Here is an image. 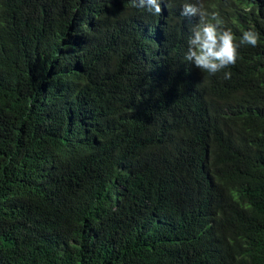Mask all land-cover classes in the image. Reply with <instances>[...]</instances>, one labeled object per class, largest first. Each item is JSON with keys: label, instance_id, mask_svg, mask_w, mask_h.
<instances>
[{"label": "trees", "instance_id": "16d2710c", "mask_svg": "<svg viewBox=\"0 0 264 264\" xmlns=\"http://www.w3.org/2000/svg\"><path fill=\"white\" fill-rule=\"evenodd\" d=\"M184 2L0 0V264H264V0Z\"/></svg>", "mask_w": 264, "mask_h": 264}, {"label": "clouds", "instance_id": "9594fccd", "mask_svg": "<svg viewBox=\"0 0 264 264\" xmlns=\"http://www.w3.org/2000/svg\"><path fill=\"white\" fill-rule=\"evenodd\" d=\"M133 6L146 8L154 14H160L161 0H133ZM164 9V8H163ZM181 14L185 17L196 16L198 22L191 28L185 61L194 64L202 72L215 75L230 65H235L240 45L256 47L259 34L251 29L242 33L239 44L230 29L222 28V21L216 13L205 10L200 0L192 2L185 0ZM155 29L158 26H154ZM230 72H224V78L229 79Z\"/></svg>", "mask_w": 264, "mask_h": 264}]
</instances>
